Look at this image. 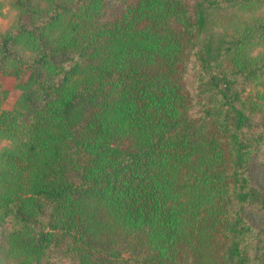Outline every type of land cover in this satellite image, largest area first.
Listing matches in <instances>:
<instances>
[{
    "label": "trees",
    "instance_id": "1",
    "mask_svg": "<svg viewBox=\"0 0 264 264\" xmlns=\"http://www.w3.org/2000/svg\"><path fill=\"white\" fill-rule=\"evenodd\" d=\"M0 264H264V0H0Z\"/></svg>",
    "mask_w": 264,
    "mask_h": 264
},
{
    "label": "rangeland",
    "instance_id": "2",
    "mask_svg": "<svg viewBox=\"0 0 264 264\" xmlns=\"http://www.w3.org/2000/svg\"><path fill=\"white\" fill-rule=\"evenodd\" d=\"M14 17V12L10 8L4 10V16L0 17V30H5L11 23ZM15 80L12 78L0 77V90H10L11 95L4 103V107L9 109L13 106L19 92L14 88ZM5 145V142H0V147Z\"/></svg>",
    "mask_w": 264,
    "mask_h": 264
}]
</instances>
